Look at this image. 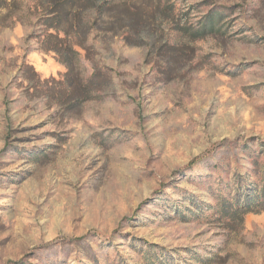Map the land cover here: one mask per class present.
I'll return each mask as SVG.
<instances>
[{"label":"rangeland","instance_id":"374dc122","mask_svg":"<svg viewBox=\"0 0 264 264\" xmlns=\"http://www.w3.org/2000/svg\"><path fill=\"white\" fill-rule=\"evenodd\" d=\"M263 190L264 0H0V264H264Z\"/></svg>","mask_w":264,"mask_h":264},{"label":"trees","instance_id":"16d2710c","mask_svg":"<svg viewBox=\"0 0 264 264\" xmlns=\"http://www.w3.org/2000/svg\"><path fill=\"white\" fill-rule=\"evenodd\" d=\"M212 15V19H213V14H211ZM210 15V16H211ZM217 22H219V21H211V19L210 20H208L206 23H205V25L203 26V30H214L215 28H216V23ZM263 193H264V190H263ZM260 202V201H259ZM258 201H257V204H260Z\"/></svg>","mask_w":264,"mask_h":264}]
</instances>
